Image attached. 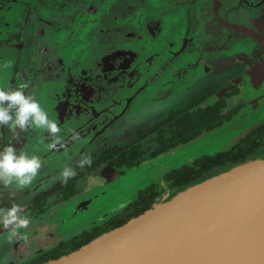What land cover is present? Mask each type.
Masks as SVG:
<instances>
[{
	"label": "flooded vegetation",
	"instance_id": "af4514ba",
	"mask_svg": "<svg viewBox=\"0 0 264 264\" xmlns=\"http://www.w3.org/2000/svg\"><path fill=\"white\" fill-rule=\"evenodd\" d=\"M70 1L63 2L60 7L68 6ZM177 3L181 5V9L180 7L174 8L176 12L173 15H179L181 18L180 16L183 14L186 23L184 25L182 22L185 29L181 31L183 35L180 36L179 42L170 39L166 41L168 46L163 43L156 47L160 45L167 31L163 28L165 22L162 19L150 18L146 23L147 31L153 37L148 36L140 29V36L137 38L139 41H136L138 43L136 45L140 49L144 48V52L139 55L138 52L130 49V45L134 43L129 41L134 34L130 29L135 28L134 24L138 21L135 17L137 15L135 7H130L122 14L124 22L130 25L125 30L126 33L113 32L109 34L110 39L106 40L108 45L102 39L92 40L95 42L85 45L74 43V49L71 48V45L63 46L62 52L58 54L53 51V57H49L50 54L47 56L45 49L36 46L37 40L41 39V36H45L43 32L41 35L40 30L36 27L38 18L43 16L39 12L51 9L49 2L46 0H0V56L4 50L14 51V66L8 84L15 86L18 83H25L26 91H28L32 82H35L36 76L44 78L48 84L50 81L54 82L51 88H54L52 92L55 101L49 102V112L57 121L59 132L55 134L46 132L47 141H44V144L45 146L49 144V148H43L39 157L44 158L47 155L63 154L68 151L71 153L77 144H80L78 149L83 152L90 145L89 143L118 126L129 115L135 114L140 107L134 109L132 104L137 100L140 105L141 101L144 103L145 100L152 106L155 104L160 106L162 101L171 97V92L172 96L179 97L186 86L185 83L190 81L192 75L196 77L198 64H207V60L218 65L223 64L224 68L220 71L218 67H214L217 74L211 79L215 82L211 81L206 84L203 89L190 98L188 103L203 91L215 89V92L209 94L212 95L231 86L233 81L246 76L256 64L264 59V0H179ZM104 13H107V10ZM10 16L11 18L15 17L13 21L8 20ZM172 31H174V26ZM147 37L158 41L157 44L152 43L150 46V38ZM92 41L90 40V42ZM112 45H116L115 49L110 50ZM211 45L214 47L200 49L202 46ZM86 48H95V53L89 54L92 57L89 56L87 63L82 61V58L87 55V52L84 51ZM227 48L230 50L227 51ZM234 50H237V59L232 58ZM62 56L65 57L61 63L65 73H58V58L61 59ZM225 59H227L226 62L223 61ZM207 65H205V70L209 72L211 69ZM201 72L203 73V71ZM187 74L190 75L189 80H185ZM4 85H7L6 82L0 83V86ZM165 86L171 87L165 91L167 95L161 92V88ZM259 90L260 88L256 86L253 92H257V95L258 93L262 94V91ZM43 92L46 93V90ZM248 92V88L242 84L232 87L223 97L211 104L215 105L214 109H216L220 103L222 114L226 115V119L220 125L204 131L188 142L180 143L156 157L174 152L203 135L224 129V131H236V133L232 136V142L216 153L231 150L244 156L245 159L264 158V111L259 110L257 114L249 111L247 102L253 101L254 95L251 93L252 96H250ZM36 94L38 101L42 104L43 101L39 99L40 90ZM259 107H264V101L255 108ZM164 118L146 127H140L135 136L125 144L110 146L107 149L133 143H149L151 139H144L143 131H146V135L151 137L152 134L147 133V129ZM4 131H6V126H0V147L4 145ZM31 134L33 133L30 129L29 136ZM55 136L57 141L55 140L53 143ZM51 144H54L52 150ZM107 149H103L98 155H92L91 163L105 157L104 153ZM154 158H148L143 163ZM80 160L72 162L70 167L74 166L75 175L68 178L80 176L75 181V194L68 195L67 184L58 187L64 182L63 180L48 183L47 180L42 179L39 185L43 186H38L37 191L27 186L22 190H16L13 189V186L6 188L0 185V207L8 208L16 204L21 209L20 214L29 219L27 227L18 229L15 235L12 234L11 228L6 229L0 226V264L4 262L7 264L8 261L10 262L8 264H42L54 259L52 257L54 254H68L73 251L71 250L73 242L84 233L105 227L110 221L123 214L127 204L122 210L114 211L106 220L105 217H102L104 222H92L83 231L72 235L73 237L63 239V235L60 233L54 234L53 231L47 233L44 230L48 240L41 242L44 235H38L36 228L42 224L46 216L50 217L56 212L69 208L71 204H75L74 201L102 186L103 182L97 187L94 183L90 185L88 180L91 176L99 171L101 176L102 173L107 172L105 178H111V181L107 179L106 185H110V182H114L126 172V169L124 172H120L119 168L105 162L88 171L84 166L89 164L81 167ZM231 162L230 160L218 169L221 170L222 167L226 168L232 165ZM114 169L118 172V177H114ZM101 170L104 171L101 172ZM166 183L168 188L176 190L175 187L170 186L168 181ZM156 190L161 195L157 185ZM21 194H25L26 201H19ZM160 195L156 201L159 200ZM94 197L97 196L90 194L83 199V203L86 204L88 200L89 202L93 201ZM87 207L85 206V208ZM78 214L80 216L79 210L76 212V215ZM57 223L61 224L62 222L57 221ZM74 223H76L75 218ZM81 225L83 223H80ZM35 238L41 242L42 250L33 249L35 247L32 242ZM43 257H46V260H42Z\"/></svg>",
	"mask_w": 264,
	"mask_h": 264
},
{
	"label": "rangeland",
	"instance_id": "374dc122",
	"mask_svg": "<svg viewBox=\"0 0 264 264\" xmlns=\"http://www.w3.org/2000/svg\"><path fill=\"white\" fill-rule=\"evenodd\" d=\"M46 1L49 2V7H51V9H45L43 12H39V14L45 17L39 15L40 17L38 18L36 25V27H38L37 29L40 30V34L42 35L41 32H43L45 36H41V39L37 40L36 46L38 48L45 49L47 51V56L50 54L49 57H53V51H56L58 54L62 52L63 46L68 47L71 45V48L74 49V43L85 45L86 43L95 42L92 40L102 39L105 44L108 45L106 40L110 39V36H108L109 34H112L113 32L126 33L125 30H127L130 25L124 22L122 14L130 7H135V13L137 14L135 17L138 21L134 24L135 28L130 29L134 34L129 41L134 43H132L129 48L138 52L139 55L144 52V48L140 49L136 45L138 44L136 41H139L137 38L140 36V29H142L148 36L153 37L152 34L147 31L148 28L146 23L150 18H155L156 20L162 19L165 22L163 28L167 31L165 37L162 38L163 40H161L160 45H157L156 47L161 46L163 43L167 45L166 41H169L170 39H173L174 42H179L180 36L183 35L181 34V31L185 29L183 28L182 22L186 25L183 14L180 16L181 18H179V15H173V13L176 12L174 8L180 7L181 9V5L177 3L179 0H71L69 5L64 8H61L60 6L67 0ZM106 10L107 13L103 14ZM14 18H11L10 16L8 20L13 21ZM173 26L174 31H172ZM126 36L128 35L126 34ZM90 40L92 42H90ZM157 42L158 41H154L153 38H150V46L152 43L157 44ZM169 45H171V43H169ZM115 46L116 45L110 46V50L115 49ZM212 47L214 46H202L200 49L202 50L204 48L207 49ZM94 50L95 48H86L84 51L87 52V55L82 58V61L87 63L89 56H91L89 54L95 53ZM229 50L230 48H227V51ZM234 51L235 52L232 54V58L237 59V50ZM13 53V50H4V52L1 53L0 80L3 81H0V83L2 84H4V82L8 84V81L11 80L14 66ZM58 59V73H65V69L61 66L65 57L62 56L61 59ZM223 61L226 62L227 59ZM184 62L185 60L183 63ZM206 63L208 65L205 63L202 65L198 64V73H195L196 77L192 75L190 81L185 83L186 86L182 93H180L179 97L172 96L173 93L171 92V97L162 101L160 106H157L158 104L152 106V104L146 102L145 100L144 103L141 101L140 105L137 100L132 104L134 109L135 107H140L135 114H131L129 117L127 116L128 118L123 120L118 126L112 128L109 132L107 131L102 137H99L94 142L89 143L90 145L83 152L78 149L80 144H77L71 153L68 151L63 154L47 155V157L44 158L40 157L42 160V167L38 170V173L32 183L27 187L30 189L32 188L33 190L36 189L37 191L42 179L47 180L48 183H55L62 180L59 177L60 171L65 166L72 165L74 160L82 159L83 157L92 159V155H98L103 149H107L108 147L114 145L125 144L135 136L140 127L151 125L155 121L166 117L173 110L187 104L190 101V98L195 93L203 89L206 84H209L211 81L212 83L215 82V80L211 79L215 74H217V72L214 71V67H218L220 71L224 68L223 64L218 65L210 60H207ZM205 65L209 66L211 71L207 72L205 70ZM141 70L144 71V69ZM201 71H203V73ZM189 77V74L185 75V80H189ZM34 79L35 82H32L33 84L27 92L37 95V91L40 90L41 95L39 96V99L40 101H43L42 106L45 107L50 118L53 119V116L50 115L49 112V102L51 103V101H55L52 92L54 88H51V86H53L52 83L54 82L50 81V84H48L44 78H38V76ZM242 85L247 87L244 83ZM255 87L248 89V93H250V96L253 94L254 99L257 95V92H253ZM257 87L260 88L259 91H262V94L258 93L255 100L253 99V101L247 102V106L250 109L249 111L254 112V114H257L259 110L264 111V107L255 108L264 101V80L262 83H259ZM170 88L171 87L165 86L164 88H161V92L166 94L165 91ZM45 90L46 93L43 92ZM46 106L48 107L46 108ZM29 131L30 129L25 131L17 129L18 135H16L6 126L3 139L4 145L12 143L18 150L23 148L30 154H36L39 156V153L43 150V148H49V144H46V146L44 144V141H47L45 138V134H47L46 130L31 129L33 134L30 136ZM235 133L236 131H224V129H222L203 135L174 152H169L165 155L151 159L150 161H147L137 167L126 169L124 175L116 179L114 182H110V185H106V182L111 181V178H107L108 181L105 178L107 172L102 173V176L99 173L100 171L97 173L95 172L96 174L91 176L88 180L89 183H91L90 185H93L94 183L97 187L101 182H103L106 187L102 184L100 188H95L94 191H91L89 194L87 193V195H84L83 197H80V199L74 201L75 204H71L69 208L56 212L50 217L49 215L46 216L43 220L44 222L42 221V224L36 228L38 235H44L42 237V239H44H41V242H46L48 240L45 236L46 232L49 233L50 231H53L54 234L60 233L63 235L62 237L64 239L65 237H73L79 231H83L86 227L91 225L92 222H104L114 211L118 212L122 210L126 204L128 205L129 202L134 200L138 196L141 189H144L151 184H156L158 190L161 191L160 198L156 202L169 199L175 195L176 192L174 191L175 189L168 188L165 175L171 170L180 168L185 164H193L194 160L202 155H214L216 151L222 150L227 146V144L232 142V136ZM55 140L57 141L56 136L52 142L54 143ZM53 145L54 144L50 145L51 150ZM72 168H74V166ZM102 171L104 170H101V172ZM23 188H16L13 186V189L16 190H22ZM90 194H94L97 197H94L93 201L89 202L88 200L86 204L85 202L83 203V199ZM26 200L25 194H21L19 201L24 202ZM85 206L88 207L85 208ZM78 210L80 216L79 214L76 215ZM102 217H105V220H102ZM74 218L76 223H74ZM57 221H61L62 223L59 224ZM80 223H83V225L80 226ZM44 230H46V232ZM37 239L35 238L32 242L33 247H35L33 249L36 250L38 248V250H42L41 242ZM4 255L7 257L6 254ZM8 263L10 262L8 261ZM3 264H5V262Z\"/></svg>",
	"mask_w": 264,
	"mask_h": 264
},
{
	"label": "water",
	"instance_id": "95a60500",
	"mask_svg": "<svg viewBox=\"0 0 264 264\" xmlns=\"http://www.w3.org/2000/svg\"><path fill=\"white\" fill-rule=\"evenodd\" d=\"M263 80L264 59L202 105L214 103L236 85L252 89ZM42 264H264V158L179 190Z\"/></svg>",
	"mask_w": 264,
	"mask_h": 264
},
{
	"label": "trees",
	"instance_id": "16d2710c",
	"mask_svg": "<svg viewBox=\"0 0 264 264\" xmlns=\"http://www.w3.org/2000/svg\"><path fill=\"white\" fill-rule=\"evenodd\" d=\"M212 92H215V89L203 91L197 94L187 105L170 112L161 122L147 129V133L152 134L151 137L146 135V131H143V138L151 139L149 143H133L123 147L107 149L104 153L105 157H102L100 161H94L84 167H87L88 171H91L100 163L105 162L119 168L120 172H124L125 169L137 167L146 159L154 158L160 153L168 151L180 143L188 142L204 131L211 130L220 125L226 119V115L222 114L220 103H218L216 109H214L215 105H202L204 101L216 94L209 95ZM230 160L232 161V165L226 168L222 167L220 168L221 170L218 169ZM248 160L251 159H245L244 156H240L231 150L214 155L205 154L198 157L193 164H185L180 168L171 170L165 175V179L169 182L170 186L176 188L175 192H178ZM79 177L68 179L66 182L59 184L58 187L67 184L69 189L68 195L75 194V181ZM159 195L160 193L156 190V184L141 189L137 198L128 203L120 217L110 221L105 227H99L92 232L84 233L73 242L74 245H72L71 250L74 251L80 248L81 245L83 246L102 233L114 229L132 217L144 212L156 202V198ZM61 255V253H57L52 255V257L56 259ZM42 260H46V257H43Z\"/></svg>",
	"mask_w": 264,
	"mask_h": 264
},
{
	"label": "clouds",
	"instance_id": "9594fccd",
	"mask_svg": "<svg viewBox=\"0 0 264 264\" xmlns=\"http://www.w3.org/2000/svg\"><path fill=\"white\" fill-rule=\"evenodd\" d=\"M26 87L25 83L0 86V126H7L16 135L17 129H42L48 134L59 132L56 120L50 118L36 95L27 92ZM79 163L83 167L90 164L91 160L83 157ZM41 167L42 160L36 154H30L23 148L18 150L12 143L0 147V185L6 188L30 185ZM74 175L75 170L70 166H65L59 173L64 182ZM20 212L21 209L16 204L8 208L0 207V226L11 228L13 235L18 229L27 227L29 219Z\"/></svg>",
	"mask_w": 264,
	"mask_h": 264
}]
</instances>
